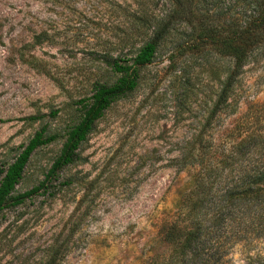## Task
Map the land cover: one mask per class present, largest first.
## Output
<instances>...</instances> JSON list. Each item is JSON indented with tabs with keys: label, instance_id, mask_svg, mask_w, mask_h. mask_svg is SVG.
Segmentation results:
<instances>
[{
	"label": "rangeland",
	"instance_id": "374dc122",
	"mask_svg": "<svg viewBox=\"0 0 264 264\" xmlns=\"http://www.w3.org/2000/svg\"><path fill=\"white\" fill-rule=\"evenodd\" d=\"M226 5L0 0V170L35 132L55 136L30 155L12 198L44 181L66 131L79 119L74 103L119 77L107 63L156 38L137 86L102 112L76 160L47 180L45 190L15 206L10 199L0 211V264L167 262L173 248L159 231L163 220H174L172 206L187 180L173 159L202 124L215 77L222 79L227 65L196 41L199 28L190 12L216 15L220 22ZM259 71L254 52L238 76L235 117L264 103ZM220 115L214 135L235 118ZM238 247L227 264H245Z\"/></svg>",
	"mask_w": 264,
	"mask_h": 264
},
{
	"label": "trees",
	"instance_id": "16d2710c",
	"mask_svg": "<svg viewBox=\"0 0 264 264\" xmlns=\"http://www.w3.org/2000/svg\"><path fill=\"white\" fill-rule=\"evenodd\" d=\"M200 2L218 5L222 0H171L174 9L185 5L192 9ZM190 15L199 28L196 41L213 48L227 65L222 79L215 77L217 89L212 91L211 107L202 124L173 159L177 170L186 172L187 180L172 206L174 220H163L160 227L162 242L173 248L165 264H227L238 246L245 264H264V103L250 104L255 110L234 116L238 76L254 52L255 66L260 68L258 78L264 79V0H227L220 22L219 16L211 18L205 12L194 15L191 11ZM155 50L153 37L132 56L107 63L119 77L110 86L94 87L90 96L74 103L79 119L66 131L44 181L12 198L30 155L55 139L44 129L33 134L13 161L0 170V211L10 199L15 206L45 190L47 180L76 160V150L94 122L111 102L135 89L139 69L151 62ZM221 113L235 118L230 128L225 125L214 135V123Z\"/></svg>",
	"mask_w": 264,
	"mask_h": 264
}]
</instances>
